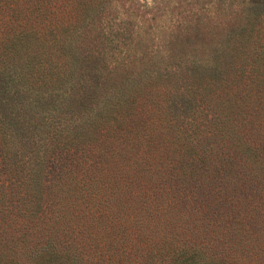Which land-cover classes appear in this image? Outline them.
<instances>
[{
  "label": "trees",
  "instance_id": "obj_1",
  "mask_svg": "<svg viewBox=\"0 0 264 264\" xmlns=\"http://www.w3.org/2000/svg\"><path fill=\"white\" fill-rule=\"evenodd\" d=\"M24 1L0 0V264H232L211 253L210 238H202L193 219L199 211L189 209L197 204V192L188 186L202 170V153L190 144L183 145L184 152L167 133L166 141L157 138L159 131L150 129L154 122L143 112L133 116L135 92L142 86L131 83L106 94L85 118L66 123L54 117L68 96L61 88L77 65L71 38L78 17L57 24L47 15L53 1L33 0L37 13L23 24L17 18ZM101 1L82 0L76 14ZM248 6L250 39L264 0ZM242 34L245 30L239 40ZM215 58L214 70L199 68L196 75L206 78L234 67L231 57ZM23 109H42V123L28 127ZM101 124L109 136L99 141ZM237 143L245 173L264 186V153L246 140ZM53 145L60 146V157L48 166ZM19 146L32 150L25 156ZM179 158L183 164L172 174L166 171ZM257 214L264 218V209ZM237 220L240 228L248 226V220Z\"/></svg>",
  "mask_w": 264,
  "mask_h": 264
},
{
  "label": "rangeland",
  "instance_id": "obj_2",
  "mask_svg": "<svg viewBox=\"0 0 264 264\" xmlns=\"http://www.w3.org/2000/svg\"><path fill=\"white\" fill-rule=\"evenodd\" d=\"M52 1L47 12L52 22L78 17L71 38L77 65L61 88L68 96L54 117L66 123L85 118L106 94L131 83L142 86L135 92L133 116L143 112L154 122L150 129L159 131L157 138L175 137L180 146L190 144L202 153V170L188 186L197 192V204L190 203L189 209L199 211L193 219L202 238H210L211 253L232 264H264V218H257L264 209V186L245 173L237 143L246 140L264 153V14L249 39L252 28L246 14L251 0H102L99 7L80 14L75 8L82 0H70L71 5ZM24 3L17 18L23 24L34 19L38 7L33 0ZM61 57H55L58 64ZM215 57H231L234 67L206 78L196 75L199 68L214 70ZM239 57L246 59L242 65ZM25 94L27 99L33 96ZM44 113L23 109L21 118L32 128L42 123ZM106 131L101 124L99 141L109 136ZM31 150L19 146L25 156ZM60 152V146L50 147L48 166L58 164L52 158ZM177 160L166 171L172 174L183 164L182 158ZM243 215L248 226L240 228L234 223L238 219L244 224Z\"/></svg>",
  "mask_w": 264,
  "mask_h": 264
}]
</instances>
